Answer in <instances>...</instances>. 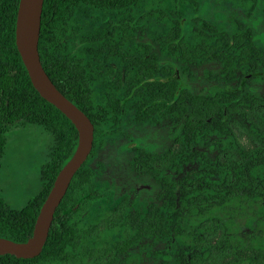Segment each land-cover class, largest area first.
Listing matches in <instances>:
<instances>
[{
    "label": "trees",
    "instance_id": "16d2710c",
    "mask_svg": "<svg viewBox=\"0 0 264 264\" xmlns=\"http://www.w3.org/2000/svg\"><path fill=\"white\" fill-rule=\"evenodd\" d=\"M166 1H44L41 63L57 89L91 120L94 148L56 211L41 255L31 260L6 255L0 264H72L84 257L96 264H117L149 236L181 241L180 264H264V235H252L246 244L239 221L251 215L255 219L264 210V48L252 26L237 22L229 32L198 18L187 35L182 7L197 10L199 3L171 0V27L159 43L182 63L181 73L177 65H165L148 51H126V41H116L113 25L95 36L84 52L74 44L73 28L80 17H124L144 4ZM241 1L250 8L251 19L258 7L264 12V0ZM19 4L0 0V173L7 135L17 125L41 127L53 138L41 168L39 193L22 209L0 200V238L22 244L32 237L40 210L79 138L72 122L31 83L16 45ZM197 63L217 65L219 73L208 72V84L194 91L182 78L193 80L190 68ZM99 78L107 84L103 103L93 91ZM129 104L137 122L171 120L179 130L164 153L134 149L135 170L158 183L161 204L146 213L134 212L125 199L106 218L85 226L91 208L106 199L88 164L103 148L104 138L119 133ZM120 228L128 233L123 240L98 242Z\"/></svg>",
    "mask_w": 264,
    "mask_h": 264
},
{
    "label": "rangeland",
    "instance_id": "374dc122",
    "mask_svg": "<svg viewBox=\"0 0 264 264\" xmlns=\"http://www.w3.org/2000/svg\"><path fill=\"white\" fill-rule=\"evenodd\" d=\"M199 8L183 6L187 19L186 34L191 35L195 19H204L222 30L233 32L237 22H248L254 30L257 43L264 48V12L262 7L255 10L250 18V8L241 0H197ZM152 7V10H149ZM171 0L157 5L144 4L136 12L116 17L95 13L90 17H80L74 25V44L79 52H84L90 41L97 35H103L113 25L116 41L125 40L124 48L132 54L148 51L165 65H177L179 73L183 65L175 57L169 56L161 47L159 38L171 27L170 15L173 12ZM117 61V60H115ZM214 64L197 63L191 67L194 79L184 77L182 80L189 87L202 90L208 84L205 81L208 72L219 73ZM178 73V74H179ZM182 76V74H180ZM94 96L98 103H103L107 84L95 81ZM177 125L171 121L158 124L153 121L139 123L136 110L128 105L118 134L106 136L101 148L88 166L94 172V183L101 189L106 199L95 203L85 217V226L95 224L106 218L110 211L125 199L131 211L146 213L153 204L160 205L157 196L160 186L150 176L141 175L134 167V149L142 147L153 153H164L173 144L179 134ZM112 129V128H111ZM110 130V125H108ZM53 145L52 136L43 128L20 124L7 135L6 155L0 173V200L15 209H22L39 193L40 172L45 164V156ZM253 216L239 219L241 237L250 242L252 235H264V210L255 219ZM128 235L123 228L105 233L98 241L123 240ZM181 241L170 243L159 236H149L140 240L129 252L121 255L117 264H180L179 253ZM96 264L90 257H84L81 263Z\"/></svg>",
    "mask_w": 264,
    "mask_h": 264
},
{
    "label": "water",
    "instance_id": "95a60500",
    "mask_svg": "<svg viewBox=\"0 0 264 264\" xmlns=\"http://www.w3.org/2000/svg\"><path fill=\"white\" fill-rule=\"evenodd\" d=\"M45 0H20L16 23V45L33 87L48 103L56 107L78 131V146L71 160L58 174L45 200L32 237L26 243L0 238V257L11 255L31 260L44 250L55 214L78 171L89 159L94 148L95 127L88 116L66 98L53 84L40 58L39 41Z\"/></svg>",
    "mask_w": 264,
    "mask_h": 264
}]
</instances>
